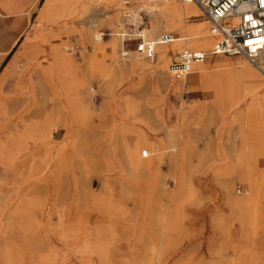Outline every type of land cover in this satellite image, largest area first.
Returning <instances> with one entry per match:
<instances>
[{
	"label": "rangeland",
	"instance_id": "1",
	"mask_svg": "<svg viewBox=\"0 0 264 264\" xmlns=\"http://www.w3.org/2000/svg\"><path fill=\"white\" fill-rule=\"evenodd\" d=\"M19 1L25 4L21 13L4 15L0 11V51L4 49L2 45L11 48L23 28L28 38V55L22 73L19 71L18 76L11 79L12 87L6 89L11 92L12 103H0V106L10 111L13 104L21 105L24 101L32 115L52 110L49 118L60 131L53 138L55 153L76 136L90 138V147H93V151L88 152L78 148L68 168L77 170L83 158L94 166L92 158L99 155L100 173L115 176L116 170L109 171V167L116 164L124 166L128 178L113 183L126 189L119 197L117 212L108 216L94 210L86 239L62 240L59 229L66 222L48 212L40 218L46 246L39 247L30 241L23 225L32 189L25 186L21 170L11 174L0 169V264H102L91 236L96 227L103 225L111 230L103 250L107 256L104 264H264V112L258 110L263 109L264 103L256 95H247L249 91L244 83L247 64L260 72L244 56H230L244 62L238 67L224 63L227 69L216 77L224 75L229 85L232 82L231 87L225 83L220 89L215 83L217 79L213 81L215 78L213 82L209 78L203 80L200 69L183 80L173 78L169 63L177 52L171 48L181 45L179 51L184 46L205 50L188 37L201 22H205L210 32L208 21L195 4V13L182 10L179 16L164 5L173 2L175 7L181 8L188 4L184 0H162V3L161 0H130L128 5L124 0L113 4H103L100 0ZM167 25L172 31H178V35L173 44L157 45L158 56L153 61L136 51L139 31H143L147 39L155 40L164 31L157 29L167 28ZM57 48L70 63L67 83H80L79 93L88 110L76 124L62 106L61 112H57L58 103L46 108L43 102L50 96L48 84L52 80L54 83L58 74L64 77L60 71L62 66L56 62L60 55ZM125 51L127 55L123 56ZM207 60L200 64L208 65ZM161 63L164 69L159 75ZM45 69L56 71L52 80L45 75ZM213 69L209 67L208 73H213ZM178 82L176 87L174 84ZM152 86L156 89L152 90ZM34 88L44 89L46 93L38 91L33 96ZM228 90L230 94L233 92L232 96ZM221 91L225 92L224 98L220 96ZM152 95L157 99L155 104L150 102ZM33 100L35 102H31ZM129 106L134 109H128ZM156 111L161 114L155 117ZM164 121L168 122L170 130L161 128ZM175 132L184 133L186 140L185 154L181 157L176 150L156 157L155 148L145 146L166 142ZM242 136L248 144L244 147ZM125 144L133 146L138 154L142 148L149 152L148 157L140 156L141 172L135 176L126 167ZM227 153L237 155L250 169V175L226 172L219 159ZM180 173L184 178L186 200L183 223L173 226L170 239L162 248L163 236L156 217L163 205L173 203L172 199H166L165 190L168 188L173 195L178 187L176 176L179 181ZM154 175L161 181L155 188L151 186ZM97 181L95 177L90 184L93 190L98 187ZM85 207L82 204L73 215L86 214ZM161 252L162 257H159Z\"/></svg>",
	"mask_w": 264,
	"mask_h": 264
},
{
	"label": "bare ground",
	"instance_id": "2",
	"mask_svg": "<svg viewBox=\"0 0 264 264\" xmlns=\"http://www.w3.org/2000/svg\"><path fill=\"white\" fill-rule=\"evenodd\" d=\"M185 2L188 4H186L184 7H181V8L175 7L176 5L173 2H169L164 5L168 8L173 9L174 14H176L177 16H179V14L182 13V10H184L186 13H195L197 11L195 6L192 4L193 2H187V1ZM176 21L177 23H179L178 18L176 19ZM206 28L207 27H206L205 22L199 23L193 35H190L188 38L191 41H194L195 43L200 44V46H204L205 47L204 49L206 51L212 52L214 48L215 40H214L213 34L209 32L208 30H206ZM180 46H178L177 49H174L175 52H178V50L180 49ZM166 50L167 49L165 48V51ZM57 53L58 54L60 53V48H57ZM56 60H57L56 61L57 64H60L62 66L60 71L61 73L64 74V77L60 78L58 74L57 76H55L57 77V80L53 83L52 78H53V75H55L56 71L45 69L44 71L46 73L45 75H47L49 77V81L52 80V82L49 83L47 86L48 87L47 94L49 93L50 96H48L45 100H43V102L47 104L46 108L50 106L54 107L56 103H58L59 105L61 104L60 106L59 105L57 106V112L58 111L61 112V106H62L63 110L68 112V116L76 124L77 121L88 112L87 108L85 107L82 101V97L80 96V93H79L80 83L73 82V81L72 83H67L66 77H69L70 72L68 68H69L70 63H68V60L61 53L57 57ZM159 66H160L159 67L160 70H158L157 74L162 72V69H164L162 67L163 63H161ZM201 67H202L201 64L195 63L193 64L191 68V72H194L195 70H199ZM223 74H224V70H223ZM213 78L215 79L213 80ZM209 79L211 80V82L216 81L217 79V82L215 83H217L216 86H218L220 89L221 87L226 86L225 83L227 84L229 83V80L228 82H226L227 79L224 75L223 76L221 75L218 77H216V75L215 77L209 76ZM231 83L230 85L228 84L230 87H231ZM179 84L180 83L178 82V83H175L174 85L178 87ZM155 89H156V86H152V90H155ZM229 90H228V93L230 96H232L231 94L233 92L230 94ZM31 91H32L33 96L38 91H40L41 93H46L44 89L37 91L36 88H34ZM114 94H115V91H114ZM247 95H250V96L256 95L257 99H260V101L264 103V99L261 98V95H259L258 92L256 93L255 90L247 92ZM153 96L154 95L151 96L150 102L152 101V104H155L157 103V99L155 100ZM220 96L224 98L225 92L223 93L221 91ZM34 100L31 102H35ZM137 107H138V104H137ZM128 109L133 110L134 108L129 106ZM27 110L29 111V108H27L24 101L21 103V105L16 104V103L13 104L10 111L6 108V106H0V169L1 171H5V173H11V174H16L17 171L19 172L21 170V172L23 173L25 186H28V187L30 186V189H32L31 195L27 201V220L23 223L25 230H27L28 234L30 235V241L33 243L36 242L39 245V247L46 246L45 245L46 239L44 240V237L41 232L42 227L40 224V221H41L40 218L42 219L43 217H45V215L48 212L52 213L51 214L52 216L57 214L56 216L59 217L63 223L66 222L63 225V227L59 229L60 231L62 230V232L60 233L62 240L67 242L70 240L86 239L91 229V226H90L91 217H92L94 210H98L102 215L108 214V216L114 215L117 212L119 197L121 196V193H123L126 189L123 187L115 186L113 185V183L123 182L124 180L128 178V176L123 171L124 166L113 164L112 166L109 167V171L116 170L117 174L115 176H110V174H107V173H100L98 169L99 168L98 166L100 164V161L98 158L99 155L98 156L95 155L96 158L94 159L92 158V161L94 162V166L91 165L90 162H88L87 160L83 158L82 160L83 164L82 166H79L77 170L76 169L74 170V168L73 169L68 168L67 164L68 162H70L71 159L75 158L76 150L78 148L81 150H86L87 152L90 150L93 151V147L92 146L90 147V143H89L90 138L88 139L86 136H85L86 138L82 136L79 138L78 136H76L69 142L63 143L60 146L58 152L55 153V149L53 147L54 146L53 138L55 135H59L60 131H59L58 126H56V122H53V121L51 122L52 119L49 118V116H51L50 113L52 112V110L51 112H48L46 110L47 111L46 114L43 113V115L42 114L32 115L31 111H29V114L26 115ZM9 113L11 114L9 115ZM160 114L161 113L159 111H156L155 117L159 116ZM152 118L153 117H151L150 119ZM145 121L147 122V120ZM159 124L160 123H158V125ZM151 125H152V122H151ZM162 125H161V128H166L170 130V125L168 124V122L164 121ZM55 126L56 128H54ZM97 126L98 125H96V127ZM94 133H91L90 135H93ZM92 140H94V138ZM148 145L152 149L155 148L156 157H158L160 153L162 156L163 154H166L168 151H173V150L178 151V156L181 157L183 156V154H185L186 140L184 138V133L181 134V132L179 133L175 132L174 134L170 136L169 140H167L166 142L165 141L159 142L157 146H153L151 144H146L145 146H148ZM142 150L143 148L140 150V153L138 154L136 150L133 148V146L130 147V145L125 144L126 167L131 169V172H133V176L141 172L139 164L141 163ZM214 162H216V158ZM219 162L225 165L223 167H225L226 172H236L237 174L243 175V176H246L247 174L250 175V172H251L250 169L247 168L245 164H242L241 159L230 156L228 153L223 154V156L219 159ZM108 163L111 164L110 161H108ZM159 164H161V162H159ZM141 169H143V167ZM178 176H179V181L176 176V180H177L176 184H178V187L177 189L173 190V195H170L171 190H169L168 188L165 190L166 199L168 201L172 199L173 203L170 205L169 204L163 205L161 207V211L158 213L156 217V221H157L156 225L159 227L160 232L162 233L160 234L163 236L162 248L168 243L170 239L169 238L170 233L173 230L172 229L173 226L175 224L179 225L183 223V217H184L183 207L186 201L184 198V186H183L184 178L182 177L183 175L181 173ZM95 177L98 180L97 181L98 187L93 190L90 187V184L94 180ZM131 181H132V184L134 185L135 184L134 179H132ZM151 183L153 184L151 186L155 188L157 186H160L161 181L159 177L154 175V180H152ZM66 201L67 203L64 205V202ZM82 204L86 206L85 207L86 214L73 215V212L78 211V207H82ZM88 214H90L91 216H87ZM110 232L111 230L108 227L103 225V226L96 227L94 230V234H92L93 236H91L96 246L95 247L96 253H97L96 256L100 259L102 264L107 262L106 261L107 256L103 250L106 247L107 240H109ZM136 255L137 254L134 253V257L138 258L136 257ZM159 255H160L159 257H162V252Z\"/></svg>",
	"mask_w": 264,
	"mask_h": 264
},
{
	"label": "built area",
	"instance_id": "3",
	"mask_svg": "<svg viewBox=\"0 0 264 264\" xmlns=\"http://www.w3.org/2000/svg\"><path fill=\"white\" fill-rule=\"evenodd\" d=\"M184 1L199 6L210 22V32L218 36L213 53L244 56L251 64L264 71V0ZM137 36L142 37L140 33ZM173 40L171 33L162 34L157 41L142 39L137 50L153 59L156 56V43H169ZM205 58L204 51L185 48L171 62L169 69L174 75L183 76L191 71L194 63ZM142 155L147 156L148 151L143 150Z\"/></svg>",
	"mask_w": 264,
	"mask_h": 264
},
{
	"label": "crops",
	"instance_id": "4",
	"mask_svg": "<svg viewBox=\"0 0 264 264\" xmlns=\"http://www.w3.org/2000/svg\"><path fill=\"white\" fill-rule=\"evenodd\" d=\"M100 1H102L103 4H113V3H116L118 0H114L112 2H104L103 0H100ZM46 2H47V0H46ZM46 2H45V5H46ZM6 3H9V4H6ZM129 3H130V0H124V4L125 5H128ZM160 3H162V0L160 1ZM192 4H194V3H192ZM45 5L43 6V8L45 7ZM24 6H25V4L20 2L19 0H0V11L4 15H11V14H16V13H21L23 11ZM197 7L199 8V6H197ZM5 8H13L14 10L12 12H7V10ZM200 12H201L202 16L204 17V19L208 21L209 30H210V22H209V20L205 17V15H204V13H203V11L201 9H200ZM170 27L171 26L167 25V28H164V29H163V27L158 28L157 29L158 31L159 30H164V31L161 32L157 36V38L155 40L147 39L145 34H143V31H139V33L142 35V37H139V39H140L139 43H140V41H142V39L144 41H148V42L157 41L158 38L162 34L171 33L173 35V37H174V40L172 42H169V43H156L155 44V49H156V56L155 57H157L158 56V50H157L156 47H157L158 44L170 45V44H173L174 41L176 40V36L178 35V31H172ZM22 29L20 31L21 32L20 35H17L16 41L12 45V47L9 48V46L4 47V45H2V48H4V49L2 51H0V103L1 104H4V103L11 104L12 103L13 99H12L11 92L6 91V89L12 87L11 79L12 78H16L18 76L19 71H21V73H22L23 62H26V60H27L28 38H27V36H25L23 34ZM213 36H214V40H215V44H214V48H215V46L217 44V41H218V36H215V35H213ZM185 48H188L190 50H200V51L207 52L206 50H203V48H201V49L200 48H196L195 49V48H190V47L184 46L180 51L178 50V52L175 53L174 48L172 47L171 49L175 53V58L172 59L171 62H173L177 58L178 54L182 50H184ZM214 48H213V50H214ZM170 50H169L168 53L171 52ZM136 51H138V50L136 49ZM138 52H140V51H138ZM122 55L123 56L127 55V52L126 51L123 52ZM213 55H217V56H213ZM230 56H241V55H237V54L231 55V54H226V53H212V54H208V52H207V56H206V58L203 61L196 62L197 64H200V63L204 62L206 59H208L207 60L208 65H201L202 67L200 68L203 80H207V78H209V76L217 75L219 72L223 71V69H226V66L222 65L224 63H229V66L237 65V67H238V66L242 65L241 62H244V61H242L241 59H239L237 57L233 58V57H230ZM144 57L147 58L145 55H144ZM147 59H150V58H147ZM153 59H150V60L153 61ZM19 62H20V65H19ZM171 62L169 63V66H170ZM209 64L211 66H209ZM219 66L221 68L217 69L216 67H219ZM247 66L249 67L248 70H245L246 72L244 71V78H245L244 83H245L247 91L250 92V91H254L255 90L256 93L258 92V94L261 95V98L264 99V74H263L264 71L258 69L256 66L253 65L260 72V73H257L250 65L247 64ZM209 67L214 68L213 70H215V71L213 73L209 74L208 73L209 72V70H208ZM190 73H191V71L188 74H186V75L177 76V75L172 74V72H171V76H173V78H175L177 80H180V79L183 80ZM249 74H250V80H249ZM212 90H214V89H212ZM258 110L264 112V106H263V109L259 108ZM258 110H255V111H258ZM249 138H250V136H249ZM242 141H243V147L248 145L247 142L244 141V136H242ZM249 144H250V142H249ZM229 155L233 156L235 158L237 156V155H234L233 153L229 154ZM148 156H149V152H148L147 156H143V157H148Z\"/></svg>",
	"mask_w": 264,
	"mask_h": 264
}]
</instances>
